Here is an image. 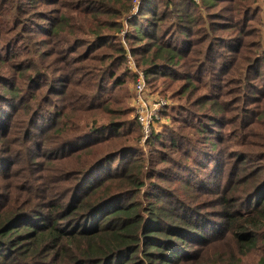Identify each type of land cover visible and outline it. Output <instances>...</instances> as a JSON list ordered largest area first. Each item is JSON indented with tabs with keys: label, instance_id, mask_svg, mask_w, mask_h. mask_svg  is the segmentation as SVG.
Here are the masks:
<instances>
[{
	"label": "rangeland",
	"instance_id": "374dc122",
	"mask_svg": "<svg viewBox=\"0 0 264 264\" xmlns=\"http://www.w3.org/2000/svg\"><path fill=\"white\" fill-rule=\"evenodd\" d=\"M147 1L124 0L121 9H128L119 16L109 0H0V24H5L0 54L7 62L0 65V99L11 96L0 109V222L15 213L27 220L31 210L50 213V201L65 196L79 177L96 200L91 186L102 175L110 176L107 167L116 174L129 166L128 176H112L99 191L111 190L113 200L140 175L145 186L157 181L171 193L170 201L193 209L188 216L200 225L203 238L189 247L191 254L180 264H264V228L251 231L247 220L254 214L246 213L264 193V184L259 192L252 187L256 177L264 178V0H236L237 15L234 0H177L176 10L194 22L180 27L159 22L144 35L150 25L143 19ZM103 5L110 9L107 14L116 15L115 23L106 19ZM158 10L161 15L164 6ZM40 18L44 29L38 35L22 26V19ZM50 25L57 26L56 34L47 33ZM160 27L164 32H158ZM233 38L242 46L225 52ZM32 39L36 43L30 44ZM159 48L183 54L146 77L149 96L164 105L145 139L136 116L135 82ZM212 59L217 97L211 90ZM171 74L179 78L166 77ZM213 98L216 118L207 115ZM12 102L17 110L9 106ZM187 111H196L190 121L209 126V133L182 124ZM132 148L138 151L137 161H132L134 153L128 157L130 150L121 153ZM126 197L138 204L143 196ZM224 212L240 217L230 222L223 219ZM245 227L249 229L241 231ZM237 234L255 241L244 245ZM69 239L59 249L37 242L34 256L26 257L28 264H71L64 255L82 257L84 252L76 245L70 251ZM54 252L63 255L54 257ZM0 264L11 263L0 259Z\"/></svg>",
	"mask_w": 264,
	"mask_h": 264
},
{
	"label": "trees",
	"instance_id": "16d2710c",
	"mask_svg": "<svg viewBox=\"0 0 264 264\" xmlns=\"http://www.w3.org/2000/svg\"><path fill=\"white\" fill-rule=\"evenodd\" d=\"M116 5V14L121 16L125 10L121 9L124 4V0H109ZM130 1V0H129ZM235 1L232 2L233 9L237 15L239 9L235 6ZM25 3V0H24ZM163 5L164 11L159 15V7ZM179 2L177 0H148L144 6L143 15H146L144 19V25L150 22L149 26H145L142 33L144 35L149 34V28L160 22L169 21L174 26H182L187 22H194L193 18H188L186 14L181 11H177ZM23 5L19 4L18 7ZM107 9L104 5L102 11L106 15V19L113 21L116 15L107 14ZM154 13L156 16H152ZM159 15V16H158ZM38 16L42 17L40 12ZM151 16V18L149 17ZM150 19V20H148ZM42 18L33 22L32 19L25 20L22 26L29 29V33L32 35H38L44 29L40 24ZM140 20L136 22V26L140 25ZM58 23L57 20L54 21ZM65 27H69L68 24H64ZM5 24H0V28H4ZM57 26L50 25V29L47 33L56 34ZM206 28V27H205ZM158 32H164V28L158 30ZM141 33V34H142ZM208 33L207 30L204 34ZM102 35V32H98L96 36ZM236 39V38H233ZM1 40V39H0ZM22 41H24L22 39ZM36 43L35 39L30 41V44ZM243 42L241 40L226 42V50L237 51ZM147 45L144 47L146 48ZM215 47V46H214ZM213 47V48H214ZM8 48H6L7 50ZM119 53H123L121 49ZM159 54L154 56L152 61H145L146 68H144L147 80L148 75L156 73L167 65L172 66L175 60H180L183 51L176 49L159 48ZM2 53H5V48H2ZM11 51L8 50L7 55L10 57ZM211 54V53H209ZM0 54V65L5 64L6 60ZM121 57H124L122 54ZM158 58H163L159 60ZM143 62V61H142ZM7 63V62H6ZM216 60L212 59L210 67V77L212 82L211 90L216 92L220 87L218 84V77L214 75ZM172 80L179 78L178 75L166 76ZM46 79V76L40 78V80ZM188 82L193 81L190 75L186 76ZM33 80V79H32ZM151 80V79H149ZM243 83L247 84L248 78L246 75L241 77ZM35 82H37L35 80ZM34 82V83H35ZM149 82V81H148ZM192 84V83H191ZM40 86L36 87V91ZM188 93V92H186ZM15 95L14 93H12ZM218 94L215 93V97ZM1 98L3 102L0 104L4 106L6 98ZM208 97V96H207ZM16 101L21 97H13ZM48 98V96H47ZM54 102V101H53ZM199 103H204L200 101ZM7 104V103H6ZM14 105V109L17 110L16 105L12 102L9 104ZM205 104V103H204ZM8 106V107H9ZM206 104L203 106L205 107ZM211 112H208L209 117L218 115V106L216 99L213 98V103L210 106ZM58 111V115H60ZM197 113L196 111H187L184 113V118L181 120L182 124L192 123L195 128L198 129L200 134H207L209 126L204 125L203 128L197 125L194 121H190L191 117ZM194 119L199 118L194 116ZM64 121H69L66 118ZM118 128L117 126H113ZM63 132L64 129H58ZM206 131V132H205ZM202 132V133H201ZM82 134V133H81ZM80 134V135H81ZM78 136L70 137L75 138ZM222 137V136H221ZM67 137L66 139H68ZM63 141V140H62ZM61 141V142H62ZM175 139L171 138L170 142L175 143ZM180 143L179 140H177ZM129 151L128 157L134 153L133 160L137 161L138 151L136 149H124L121 153ZM249 160L255 161L256 156L248 154ZM247 160V158H246ZM245 159L242 160V165H246ZM134 162L133 164H135ZM2 166V165H1ZM142 169L144 166L140 165ZM138 167V166H137ZM108 168L110 176H101V179L94 183L92 187L93 196L97 197L96 200L90 197L87 189L83 186L85 179L82 177L76 178L72 189L67 192L65 196H62L59 200L52 199V209L50 213L39 210L29 211V215L26 217H16V214L10 215L9 218L0 222V259L8 261L11 264H28L26 257L35 254V246L37 242L42 241L59 249L64 247L63 244L59 245L65 238L69 237L70 251L73 250L74 245L77 246L78 251L84 252L81 257L78 254L71 252L64 255L70 259L71 264H180L183 259L190 255L189 247L199 242L200 238H203L200 225L197 221L188 216V212H194L191 208H185L183 202L180 200L170 201V192L164 188L157 181H150V184L145 186V182L140 180V175L134 177L129 183V188L125 194H121L113 200L109 198V191L100 192L99 188L107 183L112 176H118L120 174L128 176L129 166H125L118 173H113ZM125 173V174H124ZM152 169L147 173L151 175ZM264 184L263 177H256V182H253L252 187L256 185V192H259ZM117 194V193H116ZM119 194V193H118ZM141 195V200H138V204L129 203L128 195ZM256 208H247L246 213L253 215L247 221L249 222L250 230L253 232H259L264 228V193L261 192L257 196ZM224 218L227 221L233 222L236 218L240 217L235 212H224ZM17 220H20V224H15ZM21 225V226H20ZM20 226V227H18ZM232 227V226H231ZM248 227L241 228V231L248 230ZM22 230V233L18 232ZM252 235V234H251ZM244 245L253 243V237L247 238L241 234H237ZM62 254L60 252H54V257ZM63 255V254H62Z\"/></svg>",
	"mask_w": 264,
	"mask_h": 264
},
{
	"label": "built area",
	"instance_id": "2783aa9c",
	"mask_svg": "<svg viewBox=\"0 0 264 264\" xmlns=\"http://www.w3.org/2000/svg\"><path fill=\"white\" fill-rule=\"evenodd\" d=\"M135 90L137 93V121L142 128L144 138L147 139L151 132L154 119L158 116L159 110L164 104L159 98L149 96L145 72H138Z\"/></svg>",
	"mask_w": 264,
	"mask_h": 264
}]
</instances>
